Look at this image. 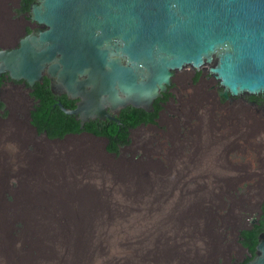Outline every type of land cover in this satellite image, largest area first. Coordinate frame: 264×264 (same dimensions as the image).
I'll return each mask as SVG.
<instances>
[{
  "label": "bare ground",
  "instance_id": "1",
  "mask_svg": "<svg viewBox=\"0 0 264 264\" xmlns=\"http://www.w3.org/2000/svg\"><path fill=\"white\" fill-rule=\"evenodd\" d=\"M37 1L39 0H15L13 5H9V22L17 32L15 36L8 33H2L0 35V51L11 52L12 50L19 49V41L31 35L32 31L39 30L43 33L49 30V26L44 23H38L37 20H33L32 18V5H40V2ZM18 3H20L19 9L24 10V12L27 11L26 15L29 17L27 22L23 17H15L16 13L13 12V9L17 7ZM6 40L12 41L10 44H3L2 42ZM188 68L192 72L190 76L187 77L188 75H184L179 81L177 74H186L187 72L185 71ZM210 68L211 64L208 62L201 64L199 71L192 63H186L185 66L182 64L180 70L179 68H169L168 72H173V76H169L170 85L164 83L166 90L158 91L162 97L157 96L153 99L151 104L153 110L147 111L142 107L132 106L131 103H126L115 114L111 112L110 106L106 105L104 112L116 121L104 116V119L94 117L87 118L81 122L78 113L66 114L60 109L64 114L73 116L80 123L81 130L80 134H68L63 139H49L46 132L38 136L37 129L30 124L31 117L30 113H27L28 108L27 110L24 108L25 125L30 131V134L26 138H18L12 144V155L16 160L15 165L17 167L28 166L32 167V170L30 174L22 172L21 178H17V181L15 180L17 182V188L14 190L9 189L12 185L10 186V183L7 185V180L0 177V200L3 202V195L5 194L11 195L13 197L12 200L18 199L14 201L15 203L10 204L12 207L11 218L24 220L27 233L17 239V241L10 239L8 236V217L5 216V212L3 211L6 208H0V264H128L129 259L136 252L146 250L149 244L153 250L151 252L153 257L151 256L148 260H140V264H178L177 259H173V254L163 252L165 247L163 248L162 246L168 240L165 237H172L177 232L176 222H169L167 227L162 229V227L156 224L151 225L150 222H135L134 220L136 218H145L149 215L152 216V214L159 215L161 213L165 214L167 211H172L179 195L184 193L186 196L191 189H195L198 194L204 190L213 194H222V199L220 197L223 205L222 210H226L227 212L223 216L224 220L225 218L228 219L232 214L233 208L236 206L235 201H238L236 219L227 222L240 223L236 228L234 227L231 230L230 243L228 244L231 245L232 250L227 253V256H225L227 259L225 258L226 260L224 259L221 264H251L250 262L254 261L257 256H261L262 253L257 247L262 238H264V199L257 200L251 208L248 203L251 197L250 195H252L250 190L256 192V189L258 190L259 188L257 186L250 188L248 185L247 188L237 189L235 186L237 183L235 182H237V178H240V176H237L236 170L243 175L244 172L240 170L247 163V159L242 161V158H236V151L238 150L239 153L245 155L249 154L242 145L243 140L247 143L250 138H253V144L259 143L256 147V152L263 168L264 164L261 159V151L264 152V134L260 129V123L259 125L256 124L254 130L247 125L249 123L246 124L243 120L236 123L237 121L234 120L233 116L237 108L233 104L241 100L246 104L247 109L264 115V91L263 93L258 92V95L250 93L249 91H244L239 95H232L230 90L226 89L228 99L224 95H220V93L216 97L219 107L216 108V111L213 110L215 120L213 128L207 129L208 125L203 122V117L200 114L197 117L198 121L195 125L190 126L192 131L188 128V130L186 128L179 130L180 134L178 136H180L179 138L181 140L179 153L181 157L179 156L180 160L174 157V159L168 161L174 167L176 177L173 176L175 179H168L170 183H166L167 187L162 194L163 199L166 200L165 207H167L164 210L159 211L157 209L159 207L158 205L161 204H157L160 200L159 189L157 187L150 186L153 189L149 190V186L144 188L146 186L144 184L135 186L122 182H120V184L122 183L120 186L109 175L103 180L105 190L113 189L109 195L108 202L103 201V190H101L102 197L100 200L99 197L92 198L90 195L88 197L85 195L79 201L76 200L74 203L76 205H73L72 208H69L71 205L67 206L71 202L70 197L58 196L57 193L59 191L52 189L46 190V186H43L44 189L34 188L31 190L26 185L28 181L62 182L66 180L67 183L73 182L69 178H72L76 173V169L80 168V162L77 157L71 156L70 158H65V156L59 155L60 151L66 145L65 143L67 141L62 142L66 138L84 135L88 138V144L101 142L103 143V153L109 157H115L116 155L121 157L124 153L135 154L136 151H139L135 144L131 146L133 141L135 143L134 136L135 138L137 136L146 137L150 133H159L165 138V140L159 142L160 146L169 145L170 142L168 143L169 140L166 138L169 132V126H166L164 120L172 117L171 111L178 109L183 104L182 102L187 95L185 94L186 92L183 93L182 91L184 89L183 82H188L190 87L201 90L205 87L207 80L203 72H207L209 78L218 82L219 86L221 85V79H217L212 75ZM44 78L49 81V89L54 96H65L68 100L75 102V108L73 109L65 108L60 102L57 103L58 106L70 111L78 108L82 101L80 96L69 98L67 94L58 93L52 89V80L47 73V66L40 73L41 82L34 80L32 85H29L25 78L21 77L16 80L9 76L8 70L4 71L0 74V92H4L5 98L8 94L12 96L16 94L23 96L25 100L29 103L31 102L34 106L38 102H34V98L30 96V93L33 91L35 84H42ZM19 82L22 83L18 84ZM220 88L222 89L221 92L225 91V87L221 86ZM158 100H160L157 103L160 108L155 114L157 108L155 109L154 105ZM7 102L9 104L8 109L11 112L10 118H8L10 120L14 118V111H12L11 103L8 100ZM239 105L240 102L236 106ZM128 106L135 109H142L148 114L155 115L152 117V120H144L137 126H134V128L124 129L122 132L126 133L127 140L126 142L122 141L120 144H117L119 146L118 152L109 153L106 150L107 138L97 137L83 130L84 125L92 120L105 121L108 119L120 124L117 117ZM245 121L247 122L249 120ZM193 128L194 138H190V136H193ZM26 145L33 147V153L27 154V151L24 149ZM0 152L3 153L1 147ZM135 157L142 158L140 155H135ZM205 161L209 162L208 166H206ZM247 166L252 168V161L249 160ZM143 172L144 170L141 171L137 168L134 172L130 173V179L139 180ZM256 173L259 176L261 175L258 170ZM80 178H82V170L81 174L76 177V180ZM152 183L155 184L154 182ZM70 186L71 183L66 188H70ZM21 188L23 190L20 191ZM254 194L256 195V193ZM58 205H64L66 207L52 208L51 211L32 209L33 207L42 208ZM103 207L106 209L105 211H103ZM103 212L106 215L105 217L111 214L114 222H99L100 218L104 217ZM73 219H80V221L71 222ZM243 232H248L249 235L256 234L257 244L254 246V251L249 246V243L253 245L251 244V238L243 236ZM25 244L36 249L38 255L36 257L30 255L23 248ZM155 244L161 249V254L164 257H159L158 254L156 255Z\"/></svg>",
  "mask_w": 264,
  "mask_h": 264
},
{
  "label": "water",
  "instance_id": "2",
  "mask_svg": "<svg viewBox=\"0 0 264 264\" xmlns=\"http://www.w3.org/2000/svg\"><path fill=\"white\" fill-rule=\"evenodd\" d=\"M32 18L49 26L0 51V74L29 85L47 66L52 89L80 96L83 122L131 103L152 111L169 68L205 62L232 95L264 91V0H39ZM116 121L115 119H112ZM251 264H264V238Z\"/></svg>",
  "mask_w": 264,
  "mask_h": 264
},
{
  "label": "rangeland",
  "instance_id": "3",
  "mask_svg": "<svg viewBox=\"0 0 264 264\" xmlns=\"http://www.w3.org/2000/svg\"><path fill=\"white\" fill-rule=\"evenodd\" d=\"M14 1L15 0H0V35L2 33H8L14 36L16 35L17 30L10 24L9 16H8V7L9 5H13ZM19 4L20 3H18L17 7L13 9V12L16 13L15 17L17 16L23 17L26 19L27 22L29 19V17L26 15L27 11L24 12V10L19 9ZM11 41L12 40L9 41L6 40L2 43L10 44ZM185 72L187 73L177 74L179 81L182 79L184 75H188L187 77H189L190 74L192 73L190 68H188L187 71ZM203 74L204 77L207 78V80L205 82V87L201 90L190 87L188 85V82L187 83L183 82L184 89L182 91L183 93L186 92L185 93L187 94L186 98L183 100L182 102L183 104H181V106L178 109H173L171 111L172 117H168L166 120H164L166 126L167 127L169 126L168 127L169 132L168 135L166 136V138L169 140L168 143L170 142L169 145H167L168 147L166 145L160 146L159 142L165 140V138L162 137L161 134L150 133L146 137L137 136L135 138L134 136L135 143L133 141V144L131 146L135 144V146L138 147L140 152L136 151L135 154L124 153L122 154L121 157H119L118 155H116L115 157H109L103 153L102 151L103 143L101 142L95 144H88V138L87 136L84 135L79 137L66 138L65 140L62 141V142L67 141L65 143L66 145L60 151L59 155L65 156V158H70L71 156L77 157L80 162V168L76 169V173L73 176L75 178L73 177L69 178L72 179L73 181L70 182L71 183L70 188H66L70 184L67 183L66 180L62 182L28 181L26 185H28V187L31 190L34 188L44 189L43 186H46L45 188L46 190L52 189L59 191V193H57L58 196L70 197L71 202L67 206L71 205V207L69 208H72L73 205H76L74 204L76 200L79 201L80 198H82L85 195H87V197L88 195H90V197L92 198L99 197L100 200L102 197L101 190H103V201L105 200L108 202L109 195L113 189L105 190L103 187V180L107 178V176L109 175L110 178L115 180L116 184H119L120 186L122 185V183L135 185V186L139 184H144L146 185L144 188L149 186V190H152L153 189L152 187H157L159 189V195H160L159 196L160 202L158 201L157 204L161 203L160 205H158L159 207L157 209H159V211L164 210L167 207H165L166 200L163 199L162 194L164 193V190L167 187L166 183H170L168 182V179L171 180V179H175L174 177H176L174 173L176 171L168 161L174 159V157L175 158L177 157V159L180 160L179 148H180L181 140L179 138L180 136H178L180 134L179 130L181 128H186V129L188 128L189 130H191L190 126L195 125V123L198 121L197 117L200 114L203 117V122L207 123L208 125L207 129H211L214 126L215 120H214L213 112L216 111L217 107H219L216 101V97L219 96V93L222 91V89L220 88L218 82H215L214 79L209 78L207 72H203ZM18 84L21 83L19 82ZM245 97H249V96H245ZM6 99L11 103L12 111H14L13 112L14 118H11L10 120L8 118H10L11 112L10 109H8L9 104ZM238 102H240V105L236 106ZM0 103L3 104L2 108H0V147L2 148L3 151V153L0 152V177L7 180L6 182L7 185L9 183L10 186L12 185L11 188L9 189L14 190L17 188L16 179L21 178L22 172L30 174L32 170V167H28V166L17 167L15 165L16 160L12 155L13 148L11 146L14 142L17 141L18 138L20 137L26 138V136L30 134V131L26 128L25 125L26 120L23 111L24 108L26 110L28 108V111L30 112L31 108L33 107V104L29 103L27 100L24 99L23 96H20L18 94L14 96L8 94L6 95L5 98L3 91L0 92ZM233 106L237 108L233 116L234 120L237 121V122L235 121L236 123L243 120L244 123L246 124L249 123L247 125L250 126L251 129L253 130L255 129L256 124L259 125L260 123L259 125L261 127L260 129L264 134L263 114H259L254 110L247 109L246 104H244V102L241 100L236 101L233 104ZM245 120H249V121L246 122ZM37 135L41 136L42 133H39L37 131ZM192 135L193 136L192 137L190 136V138H194V128ZM242 145L245 148V150L249 152V154L245 155L243 153H239V151L237 150L236 158L238 159L240 157V159L242 158L241 159L242 161L247 159V163L249 160L252 161L253 167L251 168L247 166L246 163V166L242 170H240L244 172L243 175H241L239 171L236 170V174L237 176H240V178H237V182H235L237 184L235 186L237 189L247 188L248 185L250 188L254 186H257L259 188L258 190L256 189V192L250 190L252 195H250L251 197L248 203L249 206L252 208V206L255 204L257 200L264 199V166L262 168V163L260 162L261 160H259L260 158L258 157V154L256 152V147L259 145L258 142L253 144V138H250L249 142L247 143L243 140ZM26 146L24 147V149L27 151V154L33 153V147L30 145H26ZM135 155H140L142 156V158H136ZM261 155H262L261 159L264 164V159H263L264 152L261 151ZM68 162L70 161L68 160ZM205 162L207 164L206 166H208L209 162L208 161ZM137 168H139L141 171L144 170L142 177L139 180L130 179L131 177L129 176L130 173L134 172ZM81 170L85 171V173L88 174L89 176L88 180H86L85 178H83L84 180L82 178L76 180V177H78L81 174ZM257 170L261 173L260 176L257 175L256 173ZM120 182L122 183L120 184ZM152 182H154L155 184H153ZM21 190L23 189L21 188L20 191ZM254 193H256V195ZM199 194L195 191V189H191L190 192L186 194V196L184 193L179 195V198L174 203V207L172 208V211L170 212L167 211V213L165 214L161 213L159 215L152 214V216L149 215L148 217L140 218L141 220L136 218L134 221L150 222L151 225L156 224L157 226L162 227V229L164 227H167L169 222H176L175 224L178 228L177 232L172 236L173 238L165 237L168 240H166V242L162 246L163 248L165 247L164 248L165 250L163 249V252L164 253L170 252L171 254H173V259H177L178 264H221V262L226 258L225 256H227V253L232 250L231 245L228 244L230 243V237L232 233L231 230L234 229V227L236 228L237 225H239L240 223V222H227V221H234L236 219V210L238 207L237 205L238 201H235L236 206L233 208L231 214L232 216L230 215L228 219L225 218L224 220L223 216L227 212L226 210H222L223 205H222V201L220 200L222 199L223 195L213 194L211 192H208L207 190H204ZM3 196H4L3 197L4 203L0 200V208L2 207L6 208L3 209V211L5 212V216L8 217V222H9L8 236L10 239L17 241V239L23 237L27 233V228L24 223V220L20 218L19 219L11 218L12 207L10 204L15 203L14 201L18 199L12 200L13 197L7 194ZM62 207H66V206L58 205L53 207H42V208L33 207L32 209H42L44 211H51L52 208H62ZM105 210L106 209H104L103 207V211ZM104 214L105 213L103 212V215ZM105 216L106 215H104V217L102 216L103 218H100L99 222H103V221L114 222L113 220L114 218H112L111 214L110 216L108 214L107 215L108 217ZM79 221L80 219H73L71 222H79ZM121 222H127V221H121ZM14 228H16V230L17 228L18 230L20 228L21 229L19 230V232L15 233ZM155 245H156L155 246L156 255L158 254L159 257H164L161 254V249L158 248L157 244ZM23 248L27 250L28 253L34 257L38 255V251L34 248H31L28 244H25ZM151 252H153V250L149 244L146 250H140L136 252L129 259L128 264H140L139 263L140 260L142 259L148 260L151 256L153 257Z\"/></svg>",
  "mask_w": 264,
  "mask_h": 264
},
{
  "label": "trees",
  "instance_id": "4",
  "mask_svg": "<svg viewBox=\"0 0 264 264\" xmlns=\"http://www.w3.org/2000/svg\"><path fill=\"white\" fill-rule=\"evenodd\" d=\"M30 96L34 98V102H38L30 111V117L32 126H34L39 133L46 132L49 139H63L64 136L68 134L81 133L80 123L76 121L73 116L64 114L57 105V103L60 102L65 108L73 109L75 108V102L68 100L65 96H54L49 89V81L46 78L43 79L42 84H35ZM158 102H160V100L156 101L154 105L155 109L157 108L155 114L160 108L157 104ZM0 108H2L1 103ZM155 114H148L142 109H135L128 106L123 109L117 117L120 124L108 119L105 121L92 120L84 125L83 130L97 137L107 138L108 143L106 145V150L110 153H116L119 149L117 144H120L122 141L126 142L127 140L126 133L122 131H124V129L134 128V126H137L144 120H152ZM140 115L143 116L141 117ZM83 178L86 180L89 179L85 171H82V179ZM14 229L15 233H17L21 228L19 230L18 228L17 230L16 228ZM243 236L251 238V244L253 245L249 243V246L251 250L254 251V246L257 244L256 234L253 233L249 235L248 232H243Z\"/></svg>",
  "mask_w": 264,
  "mask_h": 264
},
{
  "label": "clouds",
  "instance_id": "5",
  "mask_svg": "<svg viewBox=\"0 0 264 264\" xmlns=\"http://www.w3.org/2000/svg\"><path fill=\"white\" fill-rule=\"evenodd\" d=\"M13 82V81H12ZM20 83H22V82H20ZM35 86V85H34ZM33 86V87H34ZM4 93V92H3ZM31 103V102H30ZM2 106H3V104H2ZM29 111H27V113H28ZM30 113V112H29ZM30 124H31V120H30ZM32 125V124H31ZM65 137V136H64ZM107 145V144H106ZM110 153V152H109Z\"/></svg>",
  "mask_w": 264,
  "mask_h": 264
}]
</instances>
